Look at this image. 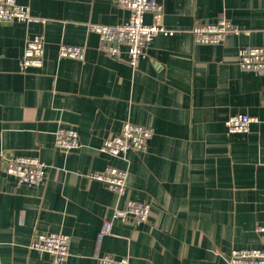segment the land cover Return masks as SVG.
I'll return each mask as SVG.
<instances>
[{"label": "crops", "instance_id": "obj_1", "mask_svg": "<svg viewBox=\"0 0 264 264\" xmlns=\"http://www.w3.org/2000/svg\"><path fill=\"white\" fill-rule=\"evenodd\" d=\"M117 1L18 0L45 24L0 23V264H54L29 248L40 233L70 236L65 264L106 255L129 264H229L234 249L262 247L264 75L242 69L239 51L264 47V0H156L176 33L155 37L136 70L126 56L105 55L88 29L127 21ZM222 15L241 33L196 44L193 29ZM35 35L44 37V65L22 73L25 41ZM61 44L86 47L85 60H60ZM241 113L258 122L229 133L227 120ZM125 121L153 129L147 151L102 153ZM60 128L78 132L79 149H57ZM8 156L40 159L46 181L18 184L5 172ZM108 167L127 172L124 195L90 178ZM129 201L150 204L147 223L112 220Z\"/></svg>", "mask_w": 264, "mask_h": 264}, {"label": "built area", "instance_id": "obj_2", "mask_svg": "<svg viewBox=\"0 0 264 264\" xmlns=\"http://www.w3.org/2000/svg\"><path fill=\"white\" fill-rule=\"evenodd\" d=\"M120 8L129 12L128 20L115 26L88 25L90 32L99 36V49L115 60L126 61L136 70L140 60L145 56L148 46L159 35L173 36L176 31L164 24V9L156 0H118ZM150 14L152 23H145V15ZM45 24L46 19L33 16L29 7L21 5L18 0H0V23ZM196 44L222 45L231 34H240L241 29L222 15L214 23H202L193 29ZM44 37L35 35L25 41L23 56L20 59V71L39 69L44 65ZM58 57L84 61L86 47L61 44ZM239 63L242 69L264 75V47H247L239 51ZM258 122L256 117L248 114H236L226 122L229 133H248L250 125ZM152 128L137 125L131 121L123 123L121 132L109 137L101 147V152L111 157L124 159L129 151L142 154L147 151L149 139L153 136ZM80 138L75 129L60 128L55 133V146L66 153L80 148ZM4 158V157H3ZM5 172L13 176L18 184L29 186L41 185L46 181L48 166L36 157L8 156L4 158ZM91 179L105 183L117 195H124L127 190L128 174L126 171L108 167L104 173H94ZM151 212L146 202L129 201L125 210L115 208L112 220L127 221L133 218L137 223H147ZM112 221L106 222L103 233L108 234ZM262 247L234 249L227 259L229 264H264V221L256 225ZM71 238L64 233L36 234L29 244L31 250L49 254L54 264H65L70 253ZM98 264H129L128 258L116 259L106 255L98 258Z\"/></svg>", "mask_w": 264, "mask_h": 264}]
</instances>
